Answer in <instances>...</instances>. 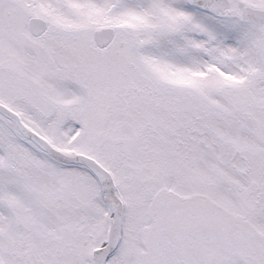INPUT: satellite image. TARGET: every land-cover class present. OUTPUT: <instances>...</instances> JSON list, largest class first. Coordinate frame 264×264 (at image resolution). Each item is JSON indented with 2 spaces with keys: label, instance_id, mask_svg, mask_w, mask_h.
<instances>
[{
  "label": "snow or ice",
  "instance_id": "6c2138e0",
  "mask_svg": "<svg viewBox=\"0 0 264 264\" xmlns=\"http://www.w3.org/2000/svg\"><path fill=\"white\" fill-rule=\"evenodd\" d=\"M0 264H264V0H0Z\"/></svg>",
  "mask_w": 264,
  "mask_h": 264
}]
</instances>
